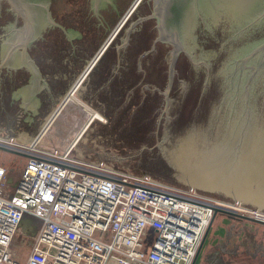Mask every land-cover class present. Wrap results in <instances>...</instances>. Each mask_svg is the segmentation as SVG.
Returning a JSON list of instances; mask_svg holds the SVG:
<instances>
[{
    "label": "water",
    "instance_id": "water-1",
    "mask_svg": "<svg viewBox=\"0 0 264 264\" xmlns=\"http://www.w3.org/2000/svg\"><path fill=\"white\" fill-rule=\"evenodd\" d=\"M151 20L139 56L169 47L162 80L142 75L124 99L154 102L159 124L134 143L94 118L67 155L264 212V0H0V135L29 143L80 78L73 95L99 113L89 74Z\"/></svg>",
    "mask_w": 264,
    "mask_h": 264
},
{
    "label": "built area",
    "instance_id": "built-area-1",
    "mask_svg": "<svg viewBox=\"0 0 264 264\" xmlns=\"http://www.w3.org/2000/svg\"><path fill=\"white\" fill-rule=\"evenodd\" d=\"M27 149L10 196L0 165V264H199L213 207L264 223L259 210ZM24 217L40 227L21 261L12 241Z\"/></svg>",
    "mask_w": 264,
    "mask_h": 264
},
{
    "label": "rangeland",
    "instance_id": "rangeland-1",
    "mask_svg": "<svg viewBox=\"0 0 264 264\" xmlns=\"http://www.w3.org/2000/svg\"><path fill=\"white\" fill-rule=\"evenodd\" d=\"M120 19H121V17L118 19V21L115 23V25L113 26V28L111 30L114 29V27L116 26V24L119 22ZM111 30H110V32H111ZM109 33L107 34V36L109 35ZM65 94L63 95V97L65 96ZM61 99H60V101H61ZM60 101L58 102V104L60 103ZM79 101L81 102L80 99H79ZM81 103L86 105V107L88 109L93 110L91 107H89L83 101ZM57 105L55 106V108L57 107ZM68 107L69 108L66 109V111H63V113H62V115H60V117L54 118V120L51 122V124L48 126V128L40 135V137L37 139V141L33 145H32V141L37 136V134L39 133L41 128L44 126L45 122L48 120L50 115L54 112L55 108L50 113V115L47 117L45 122L42 124L40 129L37 131V133L34 135V137L32 138V140L29 143H25V142H22L19 140H15V139L0 135V165L6 169V179H5V183H4L5 195L10 196L13 193L14 185L16 184V181L20 177L21 171H22L24 164L27 160V156H25V154L26 155L30 154V151L27 149V147H31V146H34L35 148L40 149V150L55 152L61 156H64L67 160H69L73 163L93 165V166L98 167L99 169H105V170L110 169V170H114V171H122V170H118V169H115L112 167L101 165V164H98L95 162H91L88 160L77 158V157H74L71 155H67L70 152V150L73 148V146L76 144V142L79 140V138L82 136L84 131L87 129V128H85L83 133L76 140L75 135L77 136V132H75V131H77L83 125L84 119L86 116H84V114L81 111H77V110L73 109L72 105H70ZM68 111H70V113ZM71 111H73V112H71ZM93 111H95V110H93ZM100 117H101V119H99V121L105 124V121H106L105 118L101 115H100ZM89 125H90V123L88 124V126ZM8 147L13 149L15 152L7 151L6 148H8ZM157 182H159V181H157ZM160 183L165 184L169 187L178 189V190H182V191H186V192H190V193H195V194L200 195L202 197L210 198V199L217 200V201H224V200H221L218 198H214L211 196L200 194V193H197L194 191L183 189V188L173 186L170 184H166L163 182H160ZM225 202H228V201H225ZM229 203H231V202H229ZM221 217H222L221 213L216 214L213 225L218 223L219 220L221 219ZM27 219H28L27 217L23 218V221H22L20 227L18 228L17 232L14 234L13 241H12V244L14 245V247L17 248L21 254V258H20L21 261H24L26 254L30 250L29 243H31L33 241L34 236L36 234V231L40 227V221L38 219L29 218L31 220V226L32 227L29 229L28 233H25V229H26L25 225L27 223ZM243 225L246 226V225H248V223L246 222V224H243ZM238 227H239V225H238ZM244 230H246V228H244ZM245 233H247V231ZM230 244H231V240H230Z\"/></svg>",
    "mask_w": 264,
    "mask_h": 264
},
{
    "label": "trees",
    "instance_id": "trees-1",
    "mask_svg": "<svg viewBox=\"0 0 264 264\" xmlns=\"http://www.w3.org/2000/svg\"><path fill=\"white\" fill-rule=\"evenodd\" d=\"M150 23V26L146 23L143 32H141L140 29H137V31L131 35L130 45L123 49L119 53L118 57L116 56L115 51L111 47H109L106 50L107 53H104L105 55L102 57V59L99 60V62L89 74L91 80H97V82L95 83V89H99L96 94H98L97 98L100 101L128 102L129 100L124 99L127 95V92L133 87L139 85V80L142 75L145 82H150V79H154V77H152L153 72L151 71L154 65L155 69L157 68V70L163 74V68H165V61H163V56L169 49L166 45L163 44H157L155 54L152 52L146 55L147 58H145V61H143L144 58L141 59V62H143V66L150 61L153 63L149 65V68L144 67V74L142 73L143 71L139 72L137 69L139 55L143 50H147L150 47L149 44L155 37L153 21L151 20ZM142 33L144 34L140 37V34ZM128 52L132 54V57L128 58ZM156 55L157 60L153 61L150 59H154ZM161 80L162 75H160L159 78V81ZM157 84L159 85L158 81ZM143 99L139 102H144L145 99Z\"/></svg>",
    "mask_w": 264,
    "mask_h": 264
},
{
    "label": "crops",
    "instance_id": "crops-1",
    "mask_svg": "<svg viewBox=\"0 0 264 264\" xmlns=\"http://www.w3.org/2000/svg\"><path fill=\"white\" fill-rule=\"evenodd\" d=\"M221 216L215 225L213 222L216 215L212 220L197 254L196 262L199 264H264V224L241 217L224 214ZM246 222L248 225H243ZM28 231L26 227L25 233Z\"/></svg>",
    "mask_w": 264,
    "mask_h": 264
},
{
    "label": "flooded vegetation",
    "instance_id": "flooded-vegetation-1",
    "mask_svg": "<svg viewBox=\"0 0 264 264\" xmlns=\"http://www.w3.org/2000/svg\"><path fill=\"white\" fill-rule=\"evenodd\" d=\"M127 10L128 9L126 8V10L123 12L122 16L125 14V12ZM201 11L202 10H200V12ZM122 16H121V18H122ZM205 26H206L205 22L202 23L198 19L195 27H198V28L201 27L202 28ZM143 30L140 29L141 32H143ZM143 34L144 33L140 34V37L143 36ZM155 51L153 52L154 54H155ZM181 55H184V54L179 55V57L175 63V67H176L178 62L179 63L182 62V59L180 60ZM168 57H169V53L167 51L165 53V55L163 56V58H164L163 61L166 62ZM141 58L142 57L139 56V59H141ZM154 60H157V55L155 56L153 61ZM187 60L189 61L190 64H195V63H193L194 62L193 59L190 60L189 58H187ZM152 66H151V68H152ZM151 71L153 72L152 75H154V76H155V71L158 72L157 79L159 80L160 75H162V74L160 71L157 70V68L155 69V65H154L153 69H151ZM147 105L154 106L155 103L154 102L148 103L147 101H145L139 106V105H135L132 102H127V101L126 102H118V101L107 102V101H105V102H103V107L100 109L99 113H100V115H102L105 118V120H106L105 124H107V126H108L107 128H109L108 130H110L109 133L120 131V134L117 135V136H119L120 139L122 138V139L130 140V142L135 143L137 141H141V140H144V139L149 137V135L152 133L149 129L151 124H153L154 122H155L156 126L159 124L158 123L159 118L156 120L154 117H146L148 115V113L145 112V110H146V107H149ZM86 118L87 117H85L84 121L86 120ZM158 131H159L158 127H156V132H158ZM144 155H145V153L143 155H140V156H144Z\"/></svg>",
    "mask_w": 264,
    "mask_h": 264
},
{
    "label": "bare ground",
    "instance_id": "bare-ground-1",
    "mask_svg": "<svg viewBox=\"0 0 264 264\" xmlns=\"http://www.w3.org/2000/svg\"><path fill=\"white\" fill-rule=\"evenodd\" d=\"M130 10H131V8L125 12V14L120 19V22L116 25V27L112 33H114L116 30H118L122 21L130 13ZM95 59H96V57H95ZM95 59H93V61H91V63L89 64V66L87 67L86 70H88L90 68V66L93 64ZM80 80H81V78L77 81L75 86L72 89H70L69 91H67L65 96L61 99L60 103L57 105L54 112L50 115L48 120L45 122L44 126L41 128V130L39 131L37 136L32 141V145L37 141V139L40 137V135L48 128V126L51 124V122L54 120V118L60 117V115H62L63 111H66V109H68L69 108L68 106H70V105H72L73 109H75L77 111H81L84 114V116L87 117L86 120L84 121L83 125L77 131H75V132H77V136L75 135L76 140L80 137V135L83 133L85 128H87L88 124L91 123V121L94 118L98 119V120L101 119V117L98 113H96L95 111H93L91 109H88L86 107V105L81 103L82 101L81 102L79 101V98H77L75 95H73V93L76 91L78 85L80 84ZM68 112L70 113V111H68ZM71 112H73V111H71Z\"/></svg>",
    "mask_w": 264,
    "mask_h": 264
}]
</instances>
